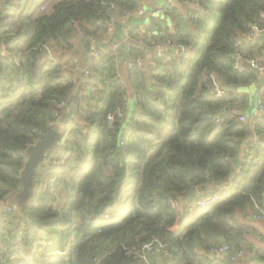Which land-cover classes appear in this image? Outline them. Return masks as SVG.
I'll list each match as a JSON object with an SVG mask.
<instances>
[{
    "label": "trees",
    "instance_id": "16d2710c",
    "mask_svg": "<svg viewBox=\"0 0 264 264\" xmlns=\"http://www.w3.org/2000/svg\"><path fill=\"white\" fill-rule=\"evenodd\" d=\"M190 1L197 6L165 8L173 32L154 42L180 43L185 54L168 49L156 57V67L131 68L127 79L137 91V109L111 127L107 114L123 107L121 92H80L78 110L85 122L65 124L57 146L36 168L32 193L23 203L16 195L26 150L38 141L42 126L56 123L70 88L24 77L6 66L9 54L28 72L42 66L47 80L74 82L82 73L72 70V58L65 69L51 58L41 65L36 45L51 38L53 49L72 52L82 41L71 21H79L91 36L107 30L114 11L108 3L122 12L136 9L138 0H31L26 8L19 0H0V42L8 53L0 56V264H11L9 258L19 252L31 256L28 264H135L143 246L155 239L167 243L174 264H205V253L222 241L231 254L255 250L245 237L252 228L235 214L264 216V111L255 116V141L247 142L249 152L227 194L193 211L185 206L179 216L171 200L209 180H227L252 133L234 108L245 103L237 88L249 84L255 70L233 64L236 55L243 60L264 56V37L237 41L251 24L264 26V0ZM162 21L153 17L157 26ZM148 35L150 45L153 35ZM88 68L96 88L121 90L112 51L94 56ZM213 78L229 87L223 96L210 91ZM168 98L179 99L197 117L224 110L219 134L195 118L176 116L160 103ZM177 221L178 229L171 230ZM155 251L146 252L152 264Z\"/></svg>",
    "mask_w": 264,
    "mask_h": 264
},
{
    "label": "crops",
    "instance_id": "0c3cea01",
    "mask_svg": "<svg viewBox=\"0 0 264 264\" xmlns=\"http://www.w3.org/2000/svg\"><path fill=\"white\" fill-rule=\"evenodd\" d=\"M39 1H43V0H37V2H39ZM29 2L26 5V7L29 5ZM171 3H173V5L175 7H177L178 9H180L181 11H185L189 7H192V6L194 7L196 2L190 1V0H138V4H137L136 9L129 10L130 14L128 17L118 18V10L113 11L111 16L105 22V26L107 27V30H104L102 32L96 33V34L91 35V36L87 34V37L84 39V41H82V47L84 49L86 48L84 46L85 43H88L90 49H93V50L102 49L103 47L106 49L107 48L110 49L114 46V44H119L118 49H117V54L119 55L121 60H120V62L117 63V75L120 78L121 85H122L120 91H119V88L118 89H110V90L105 91L106 89H104L103 87H100V86L95 88V89H87L82 84L80 87V84L78 83V81H81V83H82V74H81V77H76V81H74V82H72L70 80L62 81V82L57 81V80L56 81L55 80H47L45 77H43L40 74V70H41L42 66L41 67L37 66L35 68L36 72L31 73V72H28L25 67L15 65L13 63L14 60L12 59V61H11L12 57L10 54L7 58V61L11 65V67L14 71H16V70L19 71L24 77L36 78V79H39L41 82H48L52 86L62 85V86H65L67 88H70L69 94L75 95V99H77L76 103H79L80 92L81 93H84V92L87 93L89 91H92L94 93L95 92L99 93L98 91H103L106 93L108 92L110 95L119 94V92H121V94L122 93L127 94L129 97V100H127L126 103L123 102V106L125 107V113H124V116L122 118H120V119H123V121H126L129 117L130 113L133 111V109H137V105H136L137 91L130 86L128 79H127L129 72H131L133 70L131 68H135V67H129L127 65V62H131V60L137 56H141L144 59H149L150 58L149 55H151L150 54L151 51H150V48H148L146 46H142V45H140V47L135 46V45H133L132 41H130V40L126 41V40H124V38L126 35L131 34L133 31L140 29L142 27H144V29H145L146 38H147V33H149L148 36L153 35V37L151 39L153 42H151V44L156 42L155 40L158 38L162 39V38L167 37L168 33L173 32V26H174L170 17L167 14H165V8ZM116 9H117V7H116ZM161 9L163 10L162 13L155 15V16L152 15L153 11L161 10ZM261 14L264 18V12ZM153 17H160L163 20L162 21L163 24H161L160 26L155 25L153 22ZM141 20L144 21L142 24H140ZM116 24H119L118 29H116V26H115ZM150 26H152V27H150ZM251 26H252V24L249 26V30L251 29ZM261 27H264V26H261ZM259 32H264V30H260ZM254 33L243 34L242 32H240L237 35V41L238 40L254 39V38H256ZM154 35H157V36H154ZM1 49L2 48L0 47V56L4 55V54H2ZM134 49L141 50V54H134V52H135ZM165 51H167V50H165ZM170 51H174L175 55L176 56L178 55L177 50L171 49ZM72 56H73V51L72 52L71 51L68 52L65 50H61V51L59 50L58 51L57 49H55V48L53 49L51 47V50L49 53H46V54L42 55L41 57H39L38 63L43 65V64H45V62L48 59L51 58V59H54L55 61H57L58 63L63 64L64 69H65V68H67L65 63H67L68 60L70 62V58H72ZM256 61L259 64H261L263 66V68L255 69V68L251 67L253 70H255V77H253V81H249L250 82L249 84L237 88L238 93L245 98V103L242 104L238 110H237V108H234V112L239 111L240 116H245L247 119L252 118L254 113H256L257 105L261 101V95H260L259 91H260V88L262 86H264V56H260V57L256 58ZM137 71H139V70H137ZM142 71L146 72L147 69H144ZM147 80H149V79H147ZM224 89H225V87H224ZM134 96L136 97V99H133ZM150 97L151 96H148V98H150ZM160 103H162L166 107L170 108L173 111V113L176 116H178L179 118H181V117L195 118L204 124V126L208 132L219 134V125H218L219 121H215L214 119H211L210 116H214V117L219 119V116L221 115L220 114L221 111L218 113H211L207 117H197L195 114L188 111L185 108V106L177 98H168L166 100H161ZM117 108H119V107H117ZM117 108H115V109H117ZM222 111H224V110H222ZM71 115L75 116V111ZM77 115L78 114H76V116ZM81 117H83L82 114H81ZM66 119H67V117H65V120ZM81 120H82V118H81ZM250 139H251V136H249L246 139V141L243 142V145L239 149V153L235 159L240 157V155H242L241 160L245 157L246 153H245L244 147H247V142ZM235 159L233 160V164H234ZM232 169H233V166H232ZM225 181H222L220 183H215L213 181V186H215V185L217 186L221 183H225ZM230 183H231V181L229 182V184ZM208 184H209V181L207 183H205L204 185H208ZM204 185L194 187V189L196 191V196L194 197L195 199L192 198V199H185L184 200L182 198L183 195L180 197V205H181L182 209L185 206L190 207V205L195 200H197L201 195L204 194L203 191H205V190L202 189V186H204ZM224 185H226L228 187V184H224ZM235 215L237 216L238 220L241 223H244V224H246L252 228V231H250L248 234H246L245 237L253 244L255 250L260 251V253H257L255 250L249 252L243 248L239 249V250L243 251L244 255L241 258H239L237 261H234V262L231 259L232 264H257V262H264V241H263V239H264V218L263 217H256V215H252V214H244V212H242V211H237ZM178 227H179V225L176 224V226L172 227L171 230L176 231L178 229ZM218 244H227V243L222 241ZM239 250H235L232 253L234 254L236 251H239ZM230 251H231V249H230ZM197 252H199V251H197ZM154 253H155L154 257L156 258V264H174L175 263L174 255L169 253V251L167 249H165V250L157 249ZM212 254H214V256L211 257ZM227 254L229 255V257L232 255L229 251L227 252ZM217 255L218 254L213 253L209 250L208 253H205V257L207 258V261H208L205 264H209L210 261H212V260L222 261L223 264H231V263L227 262L225 259L217 257Z\"/></svg>",
    "mask_w": 264,
    "mask_h": 264
},
{
    "label": "built area",
    "instance_id": "2783aa9c",
    "mask_svg": "<svg viewBox=\"0 0 264 264\" xmlns=\"http://www.w3.org/2000/svg\"><path fill=\"white\" fill-rule=\"evenodd\" d=\"M31 0H19V3L21 5V7L25 8L26 5L28 4V2ZM107 3V2H106ZM109 6V8H112L115 10V4L113 2H110L107 4ZM195 6H197V3H195ZM40 9L44 8V5L39 6ZM163 10H155L152 12V15H158L160 13H162ZM130 14V11H118V18H126L128 17ZM71 26H73V28L75 29L76 32V37L79 41H84V39L87 37V30L82 26V24L79 21L73 20L71 21ZM260 30H264V27H261L260 25H258L257 23H253L251 26V29L248 30L247 32H243V34H251L254 33L256 31H260ZM124 40L128 41H132L133 43L137 44V45H142V46H146L148 48H150V58L149 59H144L141 56H137L134 59L131 60V62H127V65L129 67H135L137 70L142 71L144 69H152L154 67L157 66L158 64V60L156 57H163L164 56V52L165 50L168 49H175L177 50L178 55H183L186 52L185 47L180 44V43H172L170 41H164L162 43H153L151 45L146 44V36H145V29L144 27L137 29L135 31H133L131 34H128L125 36ZM0 47L2 48V56H6L8 53L6 52V49L4 47V45L2 44V42H0ZM53 43H52V39L47 38L46 40L41 41L40 43H38L36 45V48L40 51V55L39 57H41L42 55L49 53L51 50ZM119 44H114V46L110 49H106V48H102V49H98V50H93V49H89V50H85L83 47H77L74 51H73V56H72V69L73 70H77L80 71L82 73V83L81 81H78V83L81 84L83 86H85L87 89H95L97 86V83L92 79L91 76V71L88 68V62L90 59H92L94 56H99L101 53L103 52H109L112 51L113 55H114V59L115 61L118 63L120 62V57L117 54V49H118ZM14 60V64L17 66H20L19 62L13 58ZM12 61V58H11ZM242 61H246L247 63L250 64V67L258 69V68H263V66L261 64H259L256 59H246L243 60L239 55L235 56V61L233 66L238 69V70H242L244 69L241 66V62ZM7 67H9L10 69H12L11 65L7 62L5 63ZM249 81H253V78H251ZM212 87L210 88L211 92H215L217 94V96H223L224 95V85L219 83L218 80H216V78L212 79ZM85 93V92H84ZM260 95H261V101L258 103L257 108H256V113H254L253 117L250 119H247L245 116H240V119L242 121H247L250 125V127L252 128V133H251V139L248 141L249 144L252 146L255 138H254V133H253V127H254V121H255V116L259 115L260 113H262L264 111V86H262L260 88L259 91ZM77 96V95H76ZM80 97V95H79ZM121 99L123 100L124 103L127 102V100H129V97L127 94L122 93L121 94ZM133 99H136V97L134 96ZM77 99H75V95L73 94H69L67 99H64L60 102V107L63 109L62 113L57 116L55 118L56 123L55 124H49V126L53 127L54 129H56V127L59 126V128L57 129V131L59 133L63 132V129L65 127V124L67 122H72V121H77L80 124H83L84 118L81 117V111L78 110V103H76ZM75 111V116L71 115L73 112ZM125 113V107H119L115 110H113L112 112H109L107 114V121H108V126L111 127L114 123V121L117 118H122L124 116ZM76 114H78L76 116ZM65 117H67V119L65 120ZM211 119H214L215 121H219L218 118L214 117V116H210ZM82 118V120H81ZM35 131V130H34ZM249 152V149L246 147L245 148V153L247 154ZM246 156V155H245ZM244 162V158L241 160V163ZM238 171V170H237ZM217 190L216 191H210V190H205L203 191V195H201L197 200H195L189 207V209L191 211L198 209V208H203L206 207L208 205H211L213 203H215L216 201H218L221 197H223L225 194H227V189L228 187L226 185H220V186H216L215 187ZM56 204V202H55ZM171 205L172 207L176 210V212L178 213V216L180 214V212L182 211V207L180 205V198L179 199H174L171 200ZM256 217H261V216H256ZM264 218V216H262ZM176 224H178V221L174 223L173 227L176 226ZM179 225V224H178ZM264 241V239H263ZM167 248V243L165 241H161L159 239H155L151 242L146 243L143 246L144 252L140 257V261L139 263H135V264H152L151 261L149 260V257L146 255V252L149 251H154V250H165ZM230 250L229 245L228 244H220L218 246H214L210 249L211 252L219 254V253H223V252H228ZM244 255L243 251L239 250L236 251L234 254H232L230 257L232 259V261H237L239 258H241ZM9 259H11V264H28V262L31 259V256L29 254H25L22 252L17 253L16 255L14 254L12 257H10Z\"/></svg>",
    "mask_w": 264,
    "mask_h": 264
},
{
    "label": "water",
    "instance_id": "95a60500",
    "mask_svg": "<svg viewBox=\"0 0 264 264\" xmlns=\"http://www.w3.org/2000/svg\"><path fill=\"white\" fill-rule=\"evenodd\" d=\"M144 21L141 20L140 24H142ZM152 27V26H150ZM255 36L258 37H264V32L256 31ZM135 46H139L135 43H133ZM86 50H89L90 47L88 43H85L84 45ZM241 66L245 69H249L250 64L246 61L241 62ZM149 81V80H147ZM224 88V87H222ZM225 89H229V87H225ZM223 111L220 112L222 114ZM62 133H59L57 130H55L51 126H42L40 132L38 133V141L32 145H30L26 150V161L23 166V169L20 173V182H21V189L16 195V199L21 202H26L28 198L30 197L32 190H33V174L37 167H39L41 164H43L47 159V151H52L57 146V143L59 139L61 138ZM241 157H238L235 159L233 164V169L229 174V178L225 181V183H221L220 185L229 184V182L235 177L236 172L241 164ZM213 187V180H209L208 185L202 186L203 190H209ZM196 196V191L194 187H191L187 193H185L182 198L185 199H192ZM214 256V254L211 255V257ZM219 258L225 259L227 262L232 264L231 258L227 254V252L219 253L217 255ZM257 264H264V262H257Z\"/></svg>",
    "mask_w": 264,
    "mask_h": 264
},
{
    "label": "rangeland",
    "instance_id": "374dc122",
    "mask_svg": "<svg viewBox=\"0 0 264 264\" xmlns=\"http://www.w3.org/2000/svg\"><path fill=\"white\" fill-rule=\"evenodd\" d=\"M54 1V0H53ZM80 104H81V102H80V100H79V103H78V107L80 106ZM59 128V126L58 127H56V129L55 130H57ZM49 151H47V153H48ZM57 203V202H56ZM183 210V209H182Z\"/></svg>",
    "mask_w": 264,
    "mask_h": 264
},
{
    "label": "clouds",
    "instance_id": "9594fccd",
    "mask_svg": "<svg viewBox=\"0 0 264 264\" xmlns=\"http://www.w3.org/2000/svg\"><path fill=\"white\" fill-rule=\"evenodd\" d=\"M48 156H49V152L47 153V158H48Z\"/></svg>",
    "mask_w": 264,
    "mask_h": 264
}]
</instances>
